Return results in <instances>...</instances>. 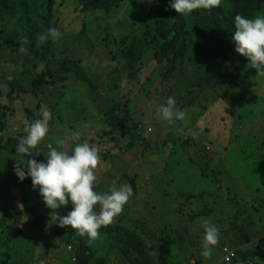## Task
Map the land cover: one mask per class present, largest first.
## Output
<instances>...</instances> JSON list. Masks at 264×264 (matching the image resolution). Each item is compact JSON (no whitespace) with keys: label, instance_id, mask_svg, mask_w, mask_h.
Wrapping results in <instances>:
<instances>
[{"label":"rangeland","instance_id":"1","mask_svg":"<svg viewBox=\"0 0 264 264\" xmlns=\"http://www.w3.org/2000/svg\"><path fill=\"white\" fill-rule=\"evenodd\" d=\"M155 2L128 0L106 13L83 10L81 0H55L53 23L61 38L53 43V63L67 58L81 60L98 85L120 74L118 85L109 86L97 97L100 109L93 105V112L88 110V115L81 116L88 121H81L79 116L85 112L83 102H73L58 90L64 84L69 95L82 98L89 95L86 84L66 81L45 85L41 99L37 84L45 83L44 62H27L15 44L10 45V39L27 38L28 44L41 47L37 37L46 32L39 14L45 13V6L39 14L24 18L17 10L7 18V30L0 20V104L6 106L0 142L5 143L9 135L24 137L25 127L42 119L44 109L51 114L49 132L33 150L35 154L47 156L49 145L71 153L83 142L100 149L95 190L103 193L115 182L117 187L131 185L134 192L123 213L113 224L100 229V238L91 246L96 257L105 256L108 264H126L113 254L118 240L114 229L110 230L120 222L136 228L156 264H216L221 245L252 250L264 238V76L247 67L258 81L254 93L262 94L259 101L251 103L252 96H243L239 89L244 77L233 55L220 74H215L219 58L209 59L194 50L188 60L180 61L171 77L167 61L157 62L152 51L132 72L123 71L119 43L126 35H140L154 28L158 17L153 12ZM222 4L230 7L223 0ZM136 6L143 11L137 15L141 17L139 22L132 16ZM197 11L185 16L186 38L192 47L199 43ZM211 75L214 81L200 84V78ZM170 96L188 117L175 125L157 116V108ZM108 115L117 123L128 122L123 126L129 130L110 126ZM148 127L152 131L146 132ZM184 135L198 140L195 148L199 156L193 148L181 145L179 138L185 139ZM60 140L65 141L63 146ZM201 153L206 158H200ZM19 159L17 153L0 149V207L10 206L16 211L31 207L55 219L39 189H33L30 176L23 180L21 191L22 181L14 171ZM149 175L155 179L152 186L142 180ZM72 210L69 201L55 211L63 217ZM204 220L220 229L210 259L201 256ZM31 222V218L23 219L18 235L9 241L10 222L0 210V264H76L73 249L68 250L47 231L33 230ZM238 227L254 243L249 244ZM254 260L264 264L260 258Z\"/></svg>","mask_w":264,"mask_h":264},{"label":"trees","instance_id":"2","mask_svg":"<svg viewBox=\"0 0 264 264\" xmlns=\"http://www.w3.org/2000/svg\"><path fill=\"white\" fill-rule=\"evenodd\" d=\"M82 9L85 11L102 10L109 13L113 8L128 0H81ZM229 4L230 7H225L222 3L220 7L214 8L211 11L198 10L197 11V32L196 36L199 40L198 45L190 46L186 38V20L185 16L180 15L170 7V0H156L153 6V12L158 15L155 20L154 28L148 29L145 33L140 35H132L122 38L119 43L120 47V61L122 62L123 71L132 72L136 65L148 55L151 51L153 57L157 62L163 60L167 61L169 77H171L184 58L188 60V54L194 50L200 54L207 56L209 59L219 58V65L215 74L222 73L226 68V63L230 59L232 52L236 49V44L232 39L234 35V17L237 14L243 15L245 18H255L257 15H264V0H223ZM132 1L130 2V5ZM45 6L44 14H39V10L42 6ZM54 5L55 0H0V20L2 21L4 29L7 30L9 26V16L14 14L17 10H20L22 16L36 13L40 15V18L45 24V32L55 27L54 20ZM134 21L139 22L141 20L140 15L143 11L139 7H133L132 9ZM2 40V38H0ZM22 41L10 39V45L15 44L17 50L21 46ZM53 41L47 40L41 45L40 48H36L34 44H26L24 47L28 49V54H22L23 58L27 62L37 61L44 62L45 70H43L44 82H40L37 85L38 88L47 85L53 86L57 83H64L66 81H76L87 85L89 95L87 94V101L84 105L85 112L80 116L81 121L88 120L82 119L81 116L88 115V110L93 112L92 106L99 108L97 97L102 90H106L111 85H118L120 80V74L118 73L112 80L98 85L91 77V72L83 66V61L75 60L72 58L55 60L50 59L52 55ZM215 46V49L213 47ZM196 49V50H195ZM242 68L244 77L243 84L239 85V89L243 93L248 95L259 96L255 94V87L258 85V81L255 80L254 75L257 73L249 72L246 64L241 63L238 66ZM118 72V71H117ZM239 75V74H237ZM222 76V75H221ZM220 78V76H218ZM214 81V76L211 75L206 78H200L201 85L209 84ZM237 91L236 89L232 92ZM255 92V93H254ZM90 96V98H89ZM118 106V101H115ZM6 106L0 104V128H3V120L6 117ZM90 114V113H89ZM110 126L116 128L117 125L122 127L124 131L129 130L125 126L128 122L115 121L114 117L107 116ZM125 125V126H123ZM124 134V133H123ZM140 140L142 142V137ZM21 138L8 136L5 143L0 142V149L7 150L9 152L16 153V147ZM181 145L185 148H193L195 153L199 156L198 150L195 148L198 144V140L195 137L179 138ZM135 141V138L131 140V144ZM40 149V148H38ZM38 154V155H37ZM32 159H36L38 162L46 163V157L40 152L34 153L32 151ZM200 158H206L203 153L200 154ZM203 168V166H201ZM2 169H0L1 173ZM264 183V176H262ZM29 180V178H25ZM19 187L23 191L24 181L20 182ZM27 199L23 198V203H26ZM5 214V218L10 222V231L8 240L16 238L19 233V227L23 219L31 218V227L35 231H43L44 229L60 243L67 246H71L74 251V260L76 264H105L104 260L96 257L95 251L87 243V237H80L76 234V231L71 227L61 228L55 219L44 215L35 208L26 207L23 211H16L10 206L0 207ZM239 219V218H238ZM116 232L118 244L120 243L121 253L126 257L129 264H155L151 259L147 245L144 240L138 234L136 228H129L125 226V222H120L111 228L110 231ZM242 237L251 242V237L248 233H245L241 227H238ZM238 246V243H236ZM138 248L139 252L136 253L133 249ZM224 247L221 248V258L226 261ZM241 258L243 263L240 264H257L254 259L260 258L264 261V238L261 240L257 248L249 251H241ZM253 258V259H252ZM252 259V260H251Z\"/></svg>","mask_w":264,"mask_h":264},{"label":"clouds","instance_id":"3","mask_svg":"<svg viewBox=\"0 0 264 264\" xmlns=\"http://www.w3.org/2000/svg\"><path fill=\"white\" fill-rule=\"evenodd\" d=\"M221 3L222 0H170V7L180 15L188 16L197 10L211 11L220 7ZM234 28L232 39L236 49L232 52L234 56L232 59L242 58L243 62L240 64L244 63L247 67L255 69L258 76H264V15L245 18L237 14L234 17ZM60 38L59 30L55 27L50 28L37 37L38 46L49 39L55 42ZM27 43L28 40L25 38L18 49L20 53L28 54V49L24 47ZM238 53L243 56H239ZM246 95L248 94H243ZM251 96L252 103L259 101L262 94ZM41 115L42 119H37L25 127L26 135L19 140L16 147L20 159L16 161L14 171L20 181L31 177L33 189H39L46 207L53 210L51 216L54 215L59 227H71L78 236H86L88 245L92 246L100 238V229L113 224L123 213L124 207L134 195L133 188L127 183L117 187L113 182L103 193L95 190L96 171L101 162L100 149L88 142L76 144L71 153L49 145V152L45 156L46 163L32 159V151L49 132L48 122L51 114L48 110L42 109ZM157 116L168 125H175L177 121H185L188 118L187 112L177 106L172 96L157 108ZM58 143L63 146L65 141L60 140ZM69 201L73 205V210L66 216H59L55 210L67 206ZM19 207L23 209L22 204ZM202 227L204 235L201 256L210 259L213 248L219 242L220 229L210 220H204ZM252 242L254 243L251 241L249 244ZM222 247H229L236 252L235 264L244 262L240 255L241 251H249L223 244L219 247L220 252ZM68 250H72L71 246H68ZM216 264H225V261L220 258Z\"/></svg>","mask_w":264,"mask_h":264},{"label":"crops","instance_id":"4","mask_svg":"<svg viewBox=\"0 0 264 264\" xmlns=\"http://www.w3.org/2000/svg\"><path fill=\"white\" fill-rule=\"evenodd\" d=\"M238 55H239V56H243V55H241V54H239V53H238ZM235 61H237V64H238L239 62H243V61H242V58H241V59H237V60H235ZM44 86H45V85H44ZM65 87H66V85H64V84H60V85L58 86V90H59V92H60V91H63V92H61V94H60L61 96L68 95V96L70 97L71 101H73V102H83V105H85V103H86V101H87V94H86V95L84 94V95L82 96V98H80L79 95H69V94L67 93V91L65 90ZM43 91H44V88H43V86H42V87L39 88V91H38L39 95L41 96V99H44ZM243 94H245V93H243ZM86 121H88V120H86ZM142 180L147 181L148 184H149V186H152V183L155 182V179L153 178L152 175H149L148 177H144ZM144 242H145V244L147 245V242H146V241H144ZM120 245H121L120 243L117 245V241H116V247H115V249H114L113 254L115 255V257L119 258L120 260H123L126 264H129V263L127 262L126 257L121 253ZM66 246H67V245H66ZM147 247H148V245H147ZM67 249H68V246H67ZM148 249H149V247H148ZM133 250H134L136 253L139 252V249H138V248H135V249H133ZM149 250H150V249H149ZM220 253H221V252H220ZM149 255H150L151 259L154 261V263L156 264L155 257H154V255L151 253V251H150ZM98 258L103 259V260H104V263H105V264H108V259H107L105 256H98ZM220 258H221V257H220ZM219 260H220V259H219ZM219 260H218V261H219Z\"/></svg>","mask_w":264,"mask_h":264},{"label":"built area","instance_id":"5","mask_svg":"<svg viewBox=\"0 0 264 264\" xmlns=\"http://www.w3.org/2000/svg\"><path fill=\"white\" fill-rule=\"evenodd\" d=\"M139 127H141V126L139 125ZM0 130H2V129H0ZM150 131H152V128L148 127L146 129V132H150ZM0 134H2V133L0 132ZM0 140H1V137H0ZM69 249H70V247H69ZM224 252H225V254H227L226 258H224L226 260L225 264H235L236 263L235 258L237 256L236 252H234L229 247H224Z\"/></svg>","mask_w":264,"mask_h":264}]
</instances>
